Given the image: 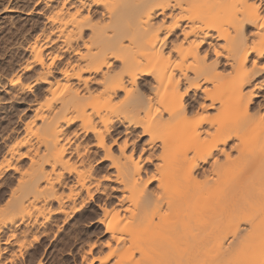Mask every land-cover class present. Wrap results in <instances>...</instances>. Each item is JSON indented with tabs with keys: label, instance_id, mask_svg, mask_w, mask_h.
<instances>
[{
	"label": "bare ground",
	"instance_id": "1",
	"mask_svg": "<svg viewBox=\"0 0 264 264\" xmlns=\"http://www.w3.org/2000/svg\"><path fill=\"white\" fill-rule=\"evenodd\" d=\"M60 1L46 16L56 37L29 46L35 81L9 76L16 92L48 86L0 160V177L18 173L0 228L68 218L99 193L100 264H264V0ZM65 52L75 60L49 81ZM136 127L141 145L127 137ZM98 160L114 169L110 191Z\"/></svg>",
	"mask_w": 264,
	"mask_h": 264
},
{
	"label": "rangeland",
	"instance_id": "2",
	"mask_svg": "<svg viewBox=\"0 0 264 264\" xmlns=\"http://www.w3.org/2000/svg\"><path fill=\"white\" fill-rule=\"evenodd\" d=\"M60 2H61L60 0H0V160L3 154L5 153L7 146H9L10 143L15 141V139L18 136L20 137L22 135L24 124L28 120L33 119L34 113L31 103L34 97L38 92H41L44 88H46V86H48V81L39 82L33 86L35 89L34 88H32V90L26 89L25 90L26 92H20L17 90L18 92H16L15 87H12V85L8 81L9 76H11V74L13 73H19L21 74V76L23 75L22 76L23 82L25 83L29 82V84L30 83L32 84L35 81V78L38 75L40 69L38 65L33 64L31 69L23 70L25 64L31 63L33 61L32 55L29 51L30 50L29 46L38 37L41 39L45 38L46 35H48L51 39H54L56 37L55 34L52 33L53 31L52 26L47 22L46 16L54 7L59 5ZM262 6L264 9V5ZM92 7H93L92 11H94V15H93L94 19L97 20L99 19L102 7L101 6H92ZM248 30H249L248 33H253L255 28L253 26H248ZM56 44L52 45L53 47L51 46V50L52 48H54L56 49L54 51L57 52L59 51L58 50L59 48L57 49L58 46ZM203 46H204L203 49H205L207 44H204ZM211 56H213V54H211L210 57ZM45 57L48 58L47 55ZM61 57L62 58L60 60H57L55 64L56 66H54L53 69L54 72L52 71V73L49 74L48 76L49 81L50 80L54 81L55 77L56 79L60 78V74L58 71L59 68L57 67H62L69 60H75L76 55H73L70 52H65ZM55 67L58 70L55 69ZM94 87L96 88L95 84ZM39 88L41 90H39ZM198 94L195 96L193 95L191 96L195 107L197 106L198 97L199 99H201L200 95H202V93H200L199 95ZM118 123H119L117 124L118 131L117 132L115 131L116 133H113L112 137L115 136L116 139L118 140V143L119 141L121 143V140H123V138H126V135L124 134V130L121 126L122 125L121 122ZM76 127H77V122L74 125H72L71 130L73 131V129ZM71 130L69 132V135L72 134ZM131 131H130L131 134L129 132L128 133L129 135L127 134L128 135L127 137L128 139L132 140V142H134L136 145H141L142 142L145 141V139H147V135L143 134L141 127H136ZM7 134L10 135V138L8 135L9 139L7 138L6 139L7 141L6 140L3 141L2 140L3 135L6 136ZM70 137H74V136L71 135ZM82 138L83 137L78 138V141L83 142L84 145V138L83 139ZM114 148H116V145H114ZM90 149L92 153L94 152L93 156L96 158H98V156L101 154V152L99 151L97 152V149L93 147H91ZM94 154H96V156ZM16 160L17 159H15V161ZM16 162L18 163L19 167H22V169L28 167L29 165L28 158L18 159ZM94 165L98 170L99 175H105L107 173L109 177L106 175L108 178H102L103 179L102 185L106 186L107 188L110 187L108 189L109 191L112 190L111 187L114 186L113 178H112L114 174V169L109 167V161L106 160L94 161ZM144 167L146 172L148 170V174H151L149 171L151 169H152L151 172L153 171V166L151 164H147ZM46 168H49V166L46 165ZM7 173L3 174L4 176L1 175L0 177V207L5 205L4 201H6L7 199V196L10 192L9 190L11 187L13 188L16 182V178L18 177V173H15L13 171H9ZM68 176L69 175H66L65 178L66 181L70 184L71 181L69 180H71L70 179L71 177L69 178ZM1 183L3 185H1ZM69 184H67V186ZM65 185L66 184H64L63 186L61 185L62 187L59 185L58 187L60 188L59 191L63 189L65 192V190L67 189L66 191L68 192V187ZM104 197H105L104 195L96 193L95 199H91L88 203L85 204L86 206L83 204L81 207L79 206L80 209L78 208L76 211L70 212L71 216H68V218L65 217L64 219L63 214H61V216L60 214L59 215L54 214L55 216L54 215L52 216L51 219L52 221L50 222L49 220L48 221L49 223L48 222L46 223L47 225L44 223L45 226L43 224L41 225L40 223H33V221L30 222L28 220H27L28 223L27 221L26 222L24 221L25 223L20 221L19 223L17 222L15 224L16 225L15 227H11L8 224L4 226L2 225V227L0 228V247L2 248V250L0 248V263L3 264H100L97 261L98 258L97 256L99 255L101 256L102 254L104 255V253L106 254L107 247L105 244L107 243V240H110L109 234L105 231V227L99 224L97 221V218L100 217L102 213L100 206H98L100 204L99 199ZM56 206L57 204L54 203L53 207ZM36 224H38V226ZM9 226L10 229H8ZM12 234L16 235L15 236L16 238L14 237L12 238ZM35 237L36 240L34 241ZM7 241L8 242L13 241V242H11L10 244ZM19 241L22 244L19 245L21 248L18 247V244H20ZM15 242H17L18 244L16 243L17 245L16 244L13 245ZM23 244L27 246H24ZM18 248H20L19 249L20 252L18 251ZM13 251L16 252V256ZM12 252L13 254H11ZM13 255L15 257H12ZM5 258H6V263L4 260ZM10 258L12 259V261ZM7 261L9 262L7 263ZM106 264H108V262Z\"/></svg>",
	"mask_w": 264,
	"mask_h": 264
}]
</instances>
